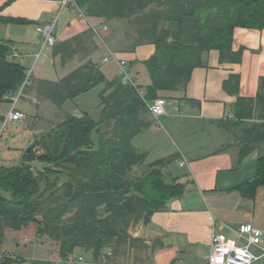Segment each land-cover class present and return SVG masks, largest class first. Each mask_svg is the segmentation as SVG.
Segmentation results:
<instances>
[{
  "label": "trees",
  "instance_id": "trees-1",
  "mask_svg": "<svg viewBox=\"0 0 264 264\" xmlns=\"http://www.w3.org/2000/svg\"><path fill=\"white\" fill-rule=\"evenodd\" d=\"M75 5L86 17L116 23L127 51L152 46L141 62L150 83L141 96L119 79L107 81L91 63L57 82L37 83L35 93L58 108L102 85L100 120L94 122L86 113L66 115L34 140L18 165L0 168V247L5 230L34 225L36 237H44L62 260L78 250L77 256H89L83 259L91 264L101 258L114 264L138 248L136 243H143L146 252L144 241L133 232L148 226L155 213L185 192L181 184L163 183L161 170L167 161L143 168L145 154L131 144L149 128L146 103L160 98V92L184 88L193 70L203 66L204 53L216 51L221 61L238 63L240 50L231 51L233 31L264 30V0H75ZM17 22L0 16L1 24ZM70 46L56 44L52 55H59L63 64L74 53ZM12 53L10 42L0 41V105L9 103L25 78L26 69L9 58ZM260 82L254 99H237L235 104L239 121L252 119L255 108L260 111L259 121L235 142L239 160L264 143V79ZM92 132L98 134L96 150ZM261 186L264 157L257 160L255 177L237 190L252 198ZM136 259L133 264L144 263L142 257ZM1 264L54 263L16 256Z\"/></svg>",
  "mask_w": 264,
  "mask_h": 264
},
{
  "label": "crops",
  "instance_id": "crops-1",
  "mask_svg": "<svg viewBox=\"0 0 264 264\" xmlns=\"http://www.w3.org/2000/svg\"><path fill=\"white\" fill-rule=\"evenodd\" d=\"M0 16L18 21L0 23V41L10 42L13 53L21 56L16 61L24 68L40 46L35 27L55 21L56 44L70 42L74 52L63 64L74 61L77 69L91 63L102 73L106 64L101 59L106 50L90 27L104 24L109 29L107 47L127 61L132 77L143 76V85L137 87L142 95L150 83L141 62L150 56L152 46L127 51L116 23L86 17L72 6L60 9L58 0H0ZM44 49L52 53V49ZM239 50L238 63L221 61L216 51L204 53L203 66L193 70L184 88L159 93L166 101V115L160 126L147 114L144 118L150 122L149 128L131 140L132 146L145 154L143 168L167 161L161 170L163 183L185 187L181 198L168 202L152 216L148 226L133 232V237L143 240L147 248L141 254L143 264H206L212 234L224 233L232 238L241 224H251L264 233V186L258 187L252 198L243 197L237 190L255 177L257 160L264 157V143L251 148L240 160V147L235 144L246 129L259 121L260 111L256 108L252 119L237 120L235 104L237 99H254L264 79V30L235 29L231 51ZM110 64L117 69L115 63ZM111 67L102 73L107 80L111 78L107 73ZM43 73L39 68L33 83L57 82ZM25 95L31 98V93ZM21 100L29 103L27 98ZM75 255H79L78 250ZM255 255H259L257 250ZM253 264H264V260Z\"/></svg>",
  "mask_w": 264,
  "mask_h": 264
},
{
  "label": "rangeland",
  "instance_id": "rangeland-1",
  "mask_svg": "<svg viewBox=\"0 0 264 264\" xmlns=\"http://www.w3.org/2000/svg\"><path fill=\"white\" fill-rule=\"evenodd\" d=\"M62 18V15L58 18L56 28L59 26ZM34 53L38 55V57L36 58V56H34L33 59L28 61L29 65L27 62H25L24 65H27V67H25L26 70L32 69L31 86L26 90V94L31 93V99L34 98L36 103L30 105L27 101L19 100L14 104V109L25 115V119L16 121L15 123L8 122L5 125L0 138V168L18 165L20 163L19 160L23 154L31 148L34 140L43 132L55 127L66 115L79 117L82 113H86L92 121L98 122L100 120L102 106L99 94L103 90L102 85H98L88 92L66 101L61 108L41 99L35 93L34 88L37 83H33V75H36L35 73L38 72L39 68L42 69L46 78H49L51 81H58L76 69V66L73 65L74 61L72 63L62 64L60 58L54 57L51 51L49 52L47 49H41V46H38ZM110 66L113 67H111L107 73L111 78L109 80L106 79L107 81L119 78L116 67L110 63L104 65L103 68L101 65L102 69H100L102 73L105 74L106 68ZM145 72L147 77V71L145 70ZM136 75L133 76L136 79L135 86H142L143 76L141 75L140 77ZM10 102L11 100L9 103L0 105V115L2 118L5 117L12 108L13 104ZM33 114H36V116L30 118ZM2 121L3 119H0V129L3 125ZM90 141L92 148L96 150L98 148V134L96 132L91 133ZM34 152L35 154L40 153L37 148L34 149ZM33 165L38 166L39 164L33 163ZM140 172L141 170L137 168L135 174L139 175ZM23 239L26 240V242H23ZM46 243L47 241L44 237H36L35 226L29 225L27 228H22L19 231L5 230L1 248L27 261L32 259L49 260L50 255ZM135 245H137L138 248H133L130 253H125L121 257V261H117L114 264H133L136 256L137 259H141V257H143L141 254H144L142 250L144 244L140 242ZM252 252L256 254V249H253ZM83 258L89 260V256H83ZM100 261L101 260H99V262Z\"/></svg>",
  "mask_w": 264,
  "mask_h": 264
},
{
  "label": "built area",
  "instance_id": "built-area-1",
  "mask_svg": "<svg viewBox=\"0 0 264 264\" xmlns=\"http://www.w3.org/2000/svg\"><path fill=\"white\" fill-rule=\"evenodd\" d=\"M60 9L66 6H72L77 8L75 0H58ZM55 21L50 22L43 26L35 27V32L40 37L41 49H52L56 45L54 36ZM92 34H94L100 41L101 45L105 48L106 54L102 57L101 63L107 64L113 62L118 69V76L121 85L135 89L141 96V92L135 86V81L129 73V64L127 61L119 58L114 52H112L106 45L105 40L109 35V29L107 25H100L98 28L90 27ZM38 55H36V58ZM11 60H19L21 56L17 53H12L9 57ZM32 69L25 71V78L11 98L12 108L8 114L3 117V125L0 129V138L5 125L8 122L20 121L24 118L23 114L17 112L14 109V104L27 98L30 104H35L34 98H29L25 95V90L31 86ZM166 101L163 98H157L149 103H146L147 112L150 118L160 126V120L165 114ZM216 218H213V224H216ZM23 242L26 240L23 239ZM50 254V259L54 264H91L86 262L81 256H70L66 260H62L56 254H54V247L46 243ZM250 248H254L258 251L259 255L256 256ZM53 252V253H52ZM16 255L0 247V264L8 259H15ZM264 260V233L262 230L253 227L251 224H241L234 231L232 238L227 237L224 233L212 234L209 242V253L206 257V264H253L256 260ZM99 264H105V260L101 258Z\"/></svg>",
  "mask_w": 264,
  "mask_h": 264
},
{
  "label": "water",
  "instance_id": "water-1",
  "mask_svg": "<svg viewBox=\"0 0 264 264\" xmlns=\"http://www.w3.org/2000/svg\"><path fill=\"white\" fill-rule=\"evenodd\" d=\"M29 151H30V148L26 152H29Z\"/></svg>",
  "mask_w": 264,
  "mask_h": 264
}]
</instances>
